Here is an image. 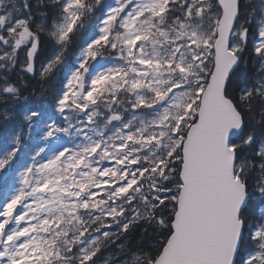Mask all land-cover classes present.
Returning a JSON list of instances; mask_svg holds the SVG:
<instances>
[{
    "label": "snow or ice",
    "instance_id": "6c2138e0",
    "mask_svg": "<svg viewBox=\"0 0 264 264\" xmlns=\"http://www.w3.org/2000/svg\"><path fill=\"white\" fill-rule=\"evenodd\" d=\"M0 264H264V0H0Z\"/></svg>",
    "mask_w": 264,
    "mask_h": 264
},
{
    "label": "trees",
    "instance_id": "16d2710c",
    "mask_svg": "<svg viewBox=\"0 0 264 264\" xmlns=\"http://www.w3.org/2000/svg\"><path fill=\"white\" fill-rule=\"evenodd\" d=\"M72 58H73V57H72V53L70 52V53H69V59H72ZM33 86L36 87L37 90H39V85H38V84H35V83H34ZM105 255H107V253H105Z\"/></svg>",
    "mask_w": 264,
    "mask_h": 264
}]
</instances>
